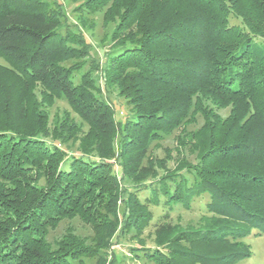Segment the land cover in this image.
<instances>
[{
    "label": "trees",
    "instance_id": "trees-1",
    "mask_svg": "<svg viewBox=\"0 0 264 264\" xmlns=\"http://www.w3.org/2000/svg\"><path fill=\"white\" fill-rule=\"evenodd\" d=\"M106 4L105 18H118L106 73L131 106L125 120L82 72L75 52L85 38L50 0H0L8 61L0 62V264H118L102 250L124 228L142 232L154 217L150 203L190 209L202 195L213 212L203 225L163 223L156 246L133 247L134 256L155 264L250 257L244 239L264 234V0L86 2ZM38 87L43 104L65 98L89 125L77 153L62 147L64 137L48 139ZM199 116L201 126L188 129ZM175 131L196 161L167 148L157 159L164 172L145 181L151 144ZM76 217L93 228V245L73 232L51 241L52 229Z\"/></svg>",
    "mask_w": 264,
    "mask_h": 264
},
{
    "label": "rangeland",
    "instance_id": "rangeland-1",
    "mask_svg": "<svg viewBox=\"0 0 264 264\" xmlns=\"http://www.w3.org/2000/svg\"><path fill=\"white\" fill-rule=\"evenodd\" d=\"M53 7L58 10L62 17L64 24L70 25V27L78 31L84 36V44H80L79 49L75 52V59H85L83 61L84 66L82 72L86 71L94 79L95 85L100 89L101 95L108 102H111L116 111V117L119 120H125L127 116L132 113L131 106L127 103V97L120 93L119 87L116 83L110 84L106 73V68L109 65L108 59L110 53L117 46V40L113 36V32L118 23V18L112 19L105 18V11L108 8V4L99 9H88L86 2L88 0H50ZM232 23H239L238 19L232 18ZM89 51V52H88ZM0 62L7 64L8 61L0 56ZM80 76V73L78 74ZM36 95L40 102L41 110L46 112L48 121V133L47 137L52 140L53 136H58L59 143H62L63 138H66L67 142L62 143V147L68 150L69 153H77L79 151L78 140L81 135H84L89 125L82 120V118L72 109L71 105L65 98L53 97L51 104H43V97L41 89H36ZM221 113L225 116L228 114V110H221ZM203 123L201 116L198 117L197 123L188 125V129H197ZM71 129V130H70ZM70 130V131H69ZM68 131V132H67ZM178 135V131H175L169 135L164 136L159 142H153L149 149V160L144 161L146 168L150 169V173L143 178L149 182L153 179L152 172L162 174L164 172L163 167L160 166L158 158L166 157V149L170 148L172 154L176 155L177 150L182 148L183 152L188 158L196 161L195 154L191 153V149L188 147L178 146L175 135ZM61 141V142H60ZM60 145V144H59ZM116 154L111 158L115 161V169L118 174H121L118 159V141L115 140ZM150 167V162H152ZM169 166H173L174 162L171 160L168 162ZM154 164V165H153ZM142 175V174H141ZM125 183H128L126 179ZM142 200H145L150 195L149 190H142L139 192ZM208 196L202 195L197 197L190 209L185 208L182 204H177L170 208L165 203L155 205L150 203L149 209L153 212V219L150 224L144 228L142 232H138L136 229L126 231L122 229L119 234L112 236L109 241L111 244L105 250H102V256L107 259H116L118 264H155L148 259L142 252L141 256H134L131 248L137 247H155V230L163 223L170 225L194 226L198 227L204 224L203 216H211L213 212L208 209L207 206ZM121 203V201H119ZM122 207L119 208V217ZM124 230V231H123ZM66 232H73L79 238H81L87 245L94 244L95 232L93 228L83 222L80 218L66 219L60 222V224L51 230V241L60 239ZM244 242L251 248L252 255L247 257L236 264H264V234L252 235L244 239ZM90 263L97 262V258H88Z\"/></svg>",
    "mask_w": 264,
    "mask_h": 264
}]
</instances>
